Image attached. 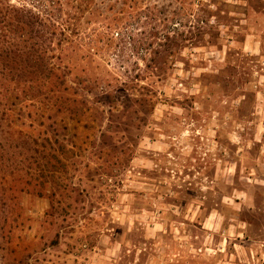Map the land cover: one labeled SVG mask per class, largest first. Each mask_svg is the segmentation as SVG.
<instances>
[{
  "label": "rangeland",
  "instance_id": "374dc122",
  "mask_svg": "<svg viewBox=\"0 0 264 264\" xmlns=\"http://www.w3.org/2000/svg\"><path fill=\"white\" fill-rule=\"evenodd\" d=\"M263 14L94 0L62 67L78 101L0 99V264H216L200 247L241 220L263 239L264 64L239 43Z\"/></svg>",
  "mask_w": 264,
  "mask_h": 264
},
{
  "label": "trees",
  "instance_id": "16d2710c",
  "mask_svg": "<svg viewBox=\"0 0 264 264\" xmlns=\"http://www.w3.org/2000/svg\"><path fill=\"white\" fill-rule=\"evenodd\" d=\"M93 3L94 0H0V99L16 93L27 99L48 95L50 100L68 106L78 101L65 92L67 73L62 67L69 48L78 44L82 17ZM136 85H129L130 90L138 92ZM102 97L116 99L108 89ZM86 108L80 102L77 110L84 112ZM151 109L149 106L147 111Z\"/></svg>",
  "mask_w": 264,
  "mask_h": 264
},
{
  "label": "crops",
  "instance_id": "0c3cea01",
  "mask_svg": "<svg viewBox=\"0 0 264 264\" xmlns=\"http://www.w3.org/2000/svg\"><path fill=\"white\" fill-rule=\"evenodd\" d=\"M257 17H259L260 21L264 23V14L263 16ZM248 24V27L244 30L245 35L242 41H239L240 48L248 55H253L263 59L264 64V35L260 33L264 31V27L261 29L249 27L250 21ZM242 193L247 192H245L244 189H236V193L234 192L232 199L239 203L238 200L242 197ZM239 212L240 209H236L234 214H239ZM211 214L212 213L208 214L209 217H211ZM241 222H244V224H240ZM231 226L234 227L233 239H231L232 241L228 242V239H225L215 243L207 242L205 245L200 247L199 250L201 253H208L207 251L212 250L213 253L210 252V254H214L213 256L216 258H220L217 259L218 261H216V264H254V262L264 264V238H247V228H249L250 223L245 220H241L236 224L233 223ZM208 232L214 236L216 234L215 231L210 232V230H208ZM243 235L245 237L244 239L242 238ZM246 260L247 262H245Z\"/></svg>",
  "mask_w": 264,
  "mask_h": 264
}]
</instances>
